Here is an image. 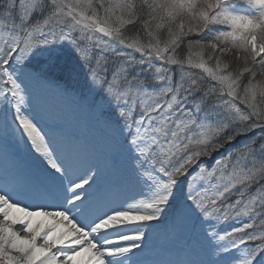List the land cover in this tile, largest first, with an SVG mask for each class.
Wrapping results in <instances>:
<instances>
[{"label":"rangeland","instance_id":"obj_1","mask_svg":"<svg viewBox=\"0 0 264 264\" xmlns=\"http://www.w3.org/2000/svg\"><path fill=\"white\" fill-rule=\"evenodd\" d=\"M146 1L147 5L164 9L156 27L177 22L181 16L195 17L196 10L202 8L200 4L204 5L208 20L203 39L213 42V51L226 53L233 44L238 50L249 51L254 62L260 58L263 64L260 33L264 34V29H258L260 23L264 26V0H239V4L232 0ZM118 3L122 17L132 12L129 6L133 0ZM90 8V0H0V137L17 145L11 151L0 145V172L23 162L36 179L34 165L47 174L39 179L40 184L50 186L52 168L48 160L31 154L44 132L63 138L74 136L82 152L92 156L100 168L114 169L113 174L122 162L124 168L132 165L140 169L154 147L181 155L178 166L195 164L201 146H214L242 133L238 158L228 156L220 163L200 166L188 181L183 177L177 184L169 176L153 178L147 169H141V176L131 180L120 169L124 172L121 176H125L120 181H131L130 190L140 189L143 193L138 199L140 204L136 203L146 211L137 215L140 219L135 221L138 226L133 234L134 241L144 243L147 251L166 249L173 264L178 258L190 256L199 257L194 261L197 264H264V219L260 208L264 205V164L258 162L264 158V115L258 91L244 89L229 74L225 61L196 56L200 52L189 46L186 64H179V48L174 43L165 41L162 47L145 46L146 49L130 44L120 28L102 24L97 12ZM253 12L261 18L249 19L246 14ZM32 17L41 20L31 24ZM109 53L114 57L110 73L93 80L88 69L101 70ZM131 64L138 67L136 78L149 81V85H123ZM63 67L69 72L65 79H71L76 89L87 90L86 103L79 105L75 93L51 80L55 78L52 73L61 74ZM48 69L50 75L44 71ZM103 82L116 100L131 105L126 121L134 126L133 141H127L115 126L100 119L101 111L93 123L87 105L92 102L90 94L101 89ZM213 150V155L220 151ZM18 153L22 157L17 158ZM210 187L212 191L207 190ZM210 203H214L213 209L207 208ZM250 212L251 221L244 224L243 216ZM20 223V219L9 225L0 221L17 237L31 238L33 234L16 227ZM35 232L39 234L38 229ZM36 244L50 249L60 245ZM249 246L254 248L250 251ZM4 250L5 245L0 246V264H15L4 256ZM52 258L54 262L70 264L56 253ZM51 262L36 253L28 264Z\"/></svg>","mask_w":264,"mask_h":264},{"label":"bare ground","instance_id":"obj_2","mask_svg":"<svg viewBox=\"0 0 264 264\" xmlns=\"http://www.w3.org/2000/svg\"><path fill=\"white\" fill-rule=\"evenodd\" d=\"M249 16V15H248ZM97 115V114H96ZM96 118V117H95ZM41 141L35 144L31 154L49 159L55 167V178L52 186L58 188L67 182L68 189L76 197V203L70 202L68 196L60 199L55 207L45 208L55 211L54 215L43 214L37 211L39 207L13 206L6 192L0 189V221L7 225L14 224L20 219L19 226L25 232L33 234L29 239L17 237L5 226L0 225V246L5 245L4 256L18 264H28L36 253H43L50 258V249L37 246V242H59L61 246L54 251L62 253L70 264H118L122 259L137 258L140 255L141 242L129 243L131 236H126L127 228L134 229L135 220L140 219L138 214L145 213L146 209L141 205H133L129 201L138 199L142 195L141 190L129 191L121 187L114 188L112 184L99 187L100 192H93L103 179L104 171L109 169L97 168L84 163V153L79 151L81 146L73 139H67L69 146H63L58 150L61 138L51 136L44 132L40 136ZM73 159L74 163H69ZM65 160V162H62ZM38 177L41 175L36 172ZM10 179L22 180V176L16 173ZM115 180V179H113ZM36 181V180H35ZM75 185V187H72ZM105 192V193H104ZM98 194L100 196H98ZM114 196L116 199L114 200ZM93 200L91 207H104L102 212L88 211L84 205ZM62 201V202H61ZM21 202H19L20 204ZM140 204V203H138ZM78 210L75 216L72 211ZM90 207H88L89 209ZM122 222L129 223L127 226ZM38 229L39 234H36ZM72 229L76 230L73 233ZM97 234V235H96ZM113 238L111 245L106 243ZM13 244H17L13 247ZM90 244V247H86ZM11 248L14 250H11ZM106 249L111 251V258L106 255ZM31 255V256H30ZM183 258L175 260L176 264ZM153 264H169L170 262L154 259ZM62 264V263H60ZM130 264V263H127ZM186 264H197L194 261Z\"/></svg>","mask_w":264,"mask_h":264},{"label":"trees","instance_id":"obj_3","mask_svg":"<svg viewBox=\"0 0 264 264\" xmlns=\"http://www.w3.org/2000/svg\"><path fill=\"white\" fill-rule=\"evenodd\" d=\"M141 15L142 24L143 25H150L152 30H156V33L159 34V37L157 38V41L164 42L166 39L169 41L175 40L178 38L177 44H179L180 49H184L187 46H191L194 51H199L201 54L207 57V59L210 60H221L223 63L226 62L227 69L230 70L229 72L234 78H238L239 80H242L241 83L247 85L254 84V83H263L264 84V64L260 63V59H258L256 63H254V60L252 58V54L247 51L241 49L238 50L233 45L230 44V50L227 49L226 53H222L220 50L213 51V46L211 41H206L202 39L201 29L200 26L197 23L196 17H185L182 16L178 19L177 22H171L168 23V25L164 27H156L155 22L153 20H149L150 16H154L155 10H151L150 12H147L145 8L143 11H138ZM197 15V14H196ZM135 23V21H132ZM153 22V23H152ZM136 24V23H135ZM170 27V28H169ZM145 31V30H144ZM140 32L136 29V33L134 34L135 37H139ZM143 34H147L146 32ZM175 36H177L175 38ZM261 39L264 42V34L263 32L260 33ZM151 37V36H150ZM174 38V39H173ZM181 58L183 57L182 54H180ZM223 60V61H222ZM261 107L264 109V105ZM264 115V111H263ZM260 158V157H259ZM258 158V159H259ZM258 162L264 164V158L260 159ZM263 169V176H264V167ZM264 182V179H263ZM253 185L256 187V183L253 182Z\"/></svg>","mask_w":264,"mask_h":264}]
</instances>
